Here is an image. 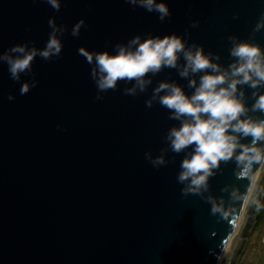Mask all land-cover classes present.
Instances as JSON below:
<instances>
[{"label":"water","instance_id":"1","mask_svg":"<svg viewBox=\"0 0 264 264\" xmlns=\"http://www.w3.org/2000/svg\"><path fill=\"white\" fill-rule=\"evenodd\" d=\"M167 2L172 15L160 21L125 0H62L58 12L46 0H0V52L24 41L43 47L51 16L68 27L59 59L33 61L39 83L27 94L0 63V264L219 262L245 203L229 194L239 189L247 197L263 161L240 178L233 162H222L207 192L183 196L176 180L182 154L159 169L144 158L147 150L159 154L162 136L178 122L145 100L160 80L185 87L187 81L165 68L146 92L125 95L121 84L96 100L90 66L77 52L111 50L138 33L187 29L190 42L220 53L227 64V37L246 39L264 8V0ZM81 17L87 27L73 37ZM255 39L264 45V30ZM207 197L227 214L213 213Z\"/></svg>","mask_w":264,"mask_h":264},{"label":"clouds","instance_id":"2","mask_svg":"<svg viewBox=\"0 0 264 264\" xmlns=\"http://www.w3.org/2000/svg\"><path fill=\"white\" fill-rule=\"evenodd\" d=\"M46 3L56 12L62 7V0ZM125 3L156 13L160 21L172 15L167 0H125ZM238 15L235 13L233 19ZM47 23L50 31L43 47H37L34 41H24L0 52V63L6 64L13 81L20 82L21 95L39 83L33 71L37 57L51 61L61 56L62 37L68 27L57 24L55 16L49 17ZM198 25V20L191 21L192 28ZM82 27H87L83 17L72 25L71 36H79ZM261 30H264V8L246 39L235 34L227 37L230 42L227 64L221 63L220 53L205 51L202 44L190 42L187 29L183 34L138 33L127 42L112 44L111 50L81 46L77 52L90 66L96 100H103L104 93L116 91L121 84L124 86L120 90L125 95L146 92L152 78L165 68L174 69L187 81L186 87L168 79L152 87L145 106L151 108L154 102L158 103L168 110L167 118L178 123L162 136L164 146L159 154L154 156L147 150L144 158L159 169L182 154L176 175L182 185L181 194L203 195L222 162H233L234 175L240 178L251 174L254 163L264 161V45L255 39ZM22 76L31 79L22 81ZM7 99L14 100L15 96L9 92ZM57 128L61 129V125L57 124ZM169 153L173 154L170 159ZM229 195L233 201L247 199L239 189ZM207 199L213 213L227 214L212 197Z\"/></svg>","mask_w":264,"mask_h":264},{"label":"rangeland","instance_id":"3","mask_svg":"<svg viewBox=\"0 0 264 264\" xmlns=\"http://www.w3.org/2000/svg\"><path fill=\"white\" fill-rule=\"evenodd\" d=\"M218 264H264V161Z\"/></svg>","mask_w":264,"mask_h":264},{"label":"bare ground","instance_id":"4","mask_svg":"<svg viewBox=\"0 0 264 264\" xmlns=\"http://www.w3.org/2000/svg\"><path fill=\"white\" fill-rule=\"evenodd\" d=\"M253 184V183H252ZM252 186V185H251ZM247 200V199H246ZM246 200H245V202H246ZM245 204V203H244ZM244 206V205H243ZM242 209H243V207H242ZM242 211V210H241ZM241 213V212H240ZM239 218V217H238ZM218 264V263H217Z\"/></svg>","mask_w":264,"mask_h":264}]
</instances>
